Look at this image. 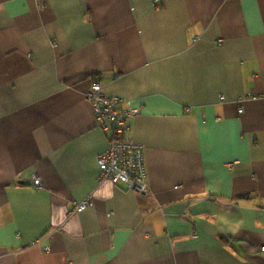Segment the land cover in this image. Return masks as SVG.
Instances as JSON below:
<instances>
[{
  "label": "crops",
  "instance_id": "0c3cea01",
  "mask_svg": "<svg viewBox=\"0 0 264 264\" xmlns=\"http://www.w3.org/2000/svg\"><path fill=\"white\" fill-rule=\"evenodd\" d=\"M153 1L0 0V264H264V0ZM95 79L145 195L97 178Z\"/></svg>",
  "mask_w": 264,
  "mask_h": 264
},
{
  "label": "built area",
  "instance_id": "2783aa9c",
  "mask_svg": "<svg viewBox=\"0 0 264 264\" xmlns=\"http://www.w3.org/2000/svg\"><path fill=\"white\" fill-rule=\"evenodd\" d=\"M157 2L158 0L153 1L154 6ZM84 96L90 105L94 126L108 140L106 148L96 156L98 180L108 181L115 186L122 185L140 195L147 194L149 188L146 182L144 148L129 134L130 120L139 114V108L131 106L123 98L106 96L97 79L90 83ZM219 99L223 100V97L220 96ZM32 183L36 189L43 186L36 175L32 176ZM91 205V199L87 197L77 203L73 211L82 212Z\"/></svg>",
  "mask_w": 264,
  "mask_h": 264
}]
</instances>
